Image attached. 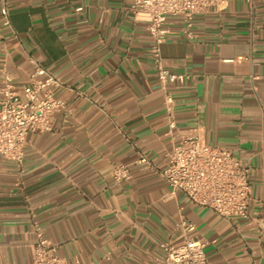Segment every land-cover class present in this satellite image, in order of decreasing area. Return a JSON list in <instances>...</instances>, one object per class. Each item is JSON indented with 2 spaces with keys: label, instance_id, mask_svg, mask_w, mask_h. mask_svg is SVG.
Wrapping results in <instances>:
<instances>
[{
  "label": "crops",
  "instance_id": "obj_1",
  "mask_svg": "<svg viewBox=\"0 0 264 264\" xmlns=\"http://www.w3.org/2000/svg\"><path fill=\"white\" fill-rule=\"evenodd\" d=\"M6 1L0 89L7 76L22 91L34 58L62 83L65 109L29 135L22 163L0 156V264H33L39 234L68 262L157 264L182 243V219L209 264H264V0H223L190 30L169 17L162 46L165 66L190 75L169 85L177 127L251 169L247 215L232 219L169 194L164 93L132 0ZM120 165L132 178L116 183Z\"/></svg>",
  "mask_w": 264,
  "mask_h": 264
},
{
  "label": "built area",
  "instance_id": "obj_2",
  "mask_svg": "<svg viewBox=\"0 0 264 264\" xmlns=\"http://www.w3.org/2000/svg\"><path fill=\"white\" fill-rule=\"evenodd\" d=\"M223 0H132L131 12L136 20L147 25L152 41L150 55L159 87L164 93V107L168 120L167 134L172 140L168 165L161 172L170 187V195L184 194L193 204L207 208L221 217H245L251 199L250 167L232 150L205 144L198 130H180L175 121V101L171 83L185 84L190 75L172 72L163 61L162 46L170 34L169 17H180L190 30L194 17L211 12ZM79 11L81 9H78ZM4 26H10L7 1L0 9ZM191 36L190 32L188 33ZM33 73L30 83L22 91L15 90L9 77L0 89V156L22 163L29 135L50 131L51 117L65 109L55 90L62 83L34 58H30ZM116 183L132 178L130 169L120 165L112 170ZM183 241L180 245H166V256L157 264H209L205 243L192 237L194 225L180 221ZM34 247L33 264H81L68 262L58 256L57 248L41 239Z\"/></svg>",
  "mask_w": 264,
  "mask_h": 264
}]
</instances>
